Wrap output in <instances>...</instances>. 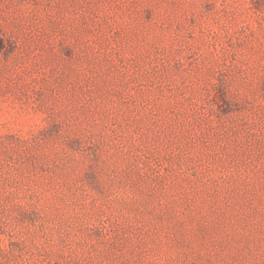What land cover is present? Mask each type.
<instances>
[{
    "label": "rangeland",
    "instance_id": "374dc122",
    "mask_svg": "<svg viewBox=\"0 0 264 264\" xmlns=\"http://www.w3.org/2000/svg\"><path fill=\"white\" fill-rule=\"evenodd\" d=\"M0 264H264V0H0Z\"/></svg>",
    "mask_w": 264,
    "mask_h": 264
}]
</instances>
